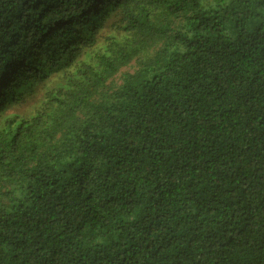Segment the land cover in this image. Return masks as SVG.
Here are the masks:
<instances>
[{"label": "trees", "instance_id": "trees-1", "mask_svg": "<svg viewBox=\"0 0 264 264\" xmlns=\"http://www.w3.org/2000/svg\"><path fill=\"white\" fill-rule=\"evenodd\" d=\"M0 264H264V0H0Z\"/></svg>", "mask_w": 264, "mask_h": 264}, {"label": "rangeland", "instance_id": "rangeland-1", "mask_svg": "<svg viewBox=\"0 0 264 264\" xmlns=\"http://www.w3.org/2000/svg\"><path fill=\"white\" fill-rule=\"evenodd\" d=\"M134 66H135V62H132V63L129 64L128 66L123 67V68L120 70V72L115 76V80H116L117 82H119V81H120V76L122 75V73H123L124 71H133V70H134Z\"/></svg>", "mask_w": 264, "mask_h": 264}]
</instances>
